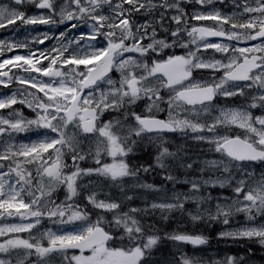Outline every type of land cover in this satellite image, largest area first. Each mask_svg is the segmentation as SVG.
<instances>
[{
  "label": "snow or ice",
  "instance_id": "obj_1",
  "mask_svg": "<svg viewBox=\"0 0 264 264\" xmlns=\"http://www.w3.org/2000/svg\"><path fill=\"white\" fill-rule=\"evenodd\" d=\"M0 30V264H264V0H0Z\"/></svg>",
  "mask_w": 264,
  "mask_h": 264
},
{
  "label": "trees",
  "instance_id": "obj_2",
  "mask_svg": "<svg viewBox=\"0 0 264 264\" xmlns=\"http://www.w3.org/2000/svg\"><path fill=\"white\" fill-rule=\"evenodd\" d=\"M149 182H151V179L149 178ZM207 234V233H205ZM213 250H215L217 248V245L215 244V242L213 241ZM189 249H191V247H189ZM219 249L221 251V253H223V251L227 250L229 252V254H235L237 252V249L235 247H231V248H228V249H225L224 245H219ZM219 258V257H217Z\"/></svg>",
  "mask_w": 264,
  "mask_h": 264
},
{
  "label": "flooded vegetation",
  "instance_id": "obj_3",
  "mask_svg": "<svg viewBox=\"0 0 264 264\" xmlns=\"http://www.w3.org/2000/svg\"><path fill=\"white\" fill-rule=\"evenodd\" d=\"M3 35H4L3 30H0V37H2ZM19 38H23V33L20 34V37Z\"/></svg>",
  "mask_w": 264,
  "mask_h": 264
}]
</instances>
